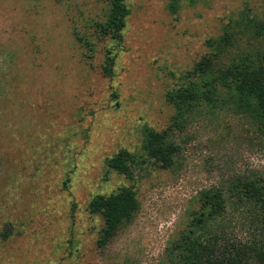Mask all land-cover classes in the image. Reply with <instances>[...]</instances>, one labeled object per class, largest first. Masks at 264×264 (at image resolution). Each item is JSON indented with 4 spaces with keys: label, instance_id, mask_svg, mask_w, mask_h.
I'll list each match as a JSON object with an SVG mask.
<instances>
[{
    "label": "rangeland",
    "instance_id": "374dc122",
    "mask_svg": "<svg viewBox=\"0 0 264 264\" xmlns=\"http://www.w3.org/2000/svg\"><path fill=\"white\" fill-rule=\"evenodd\" d=\"M126 4L117 42L95 33L109 0H0V231L12 229L0 264H173L168 247L201 191L235 178L264 181V124L225 99L172 127L166 97L226 26L235 39L223 60H255L264 40L248 22L261 17L263 0ZM107 50L111 76L102 71ZM145 126L171 128V166L143 153ZM120 149L136 156L129 176L107 166ZM122 186L135 190L139 209L98 246L103 220L88 203ZM226 219L237 240H264L249 209L227 207ZM245 264H264V255Z\"/></svg>",
    "mask_w": 264,
    "mask_h": 264
},
{
    "label": "trees",
    "instance_id": "16d2710c",
    "mask_svg": "<svg viewBox=\"0 0 264 264\" xmlns=\"http://www.w3.org/2000/svg\"><path fill=\"white\" fill-rule=\"evenodd\" d=\"M174 3H170L173 8ZM129 8L126 0H109L105 20L96 23V36L120 42ZM257 37L264 40V0L261 17L248 22ZM83 43L93 48V40L80 37ZM234 31L226 26L223 33L211 40L215 50L203 55L187 74V80L178 88L168 91L167 101L174 106L172 127L181 128L191 120L202 107L212 109L229 99L236 112L253 116L264 124V49L252 61L246 59L223 60L233 46ZM114 55L107 50L102 65L104 75L113 73ZM171 128L154 130L145 126L142 150L162 167L174 163L177 145L170 139ZM136 156L126 149H120L107 159V166L124 175H131V165ZM198 209L192 214L186 228L168 247L167 256L173 264H245L253 254L264 255L263 238L253 244L236 239L226 219L227 207H245L252 212V221L264 229V181L231 179L224 185L203 190L198 196ZM91 213L99 214L103 220L96 240L98 246H105L118 230L129 223L139 209L135 190L122 186L109 194H96L88 203ZM12 233L9 226L0 231V241ZM261 234H264L262 231ZM259 244H258V243Z\"/></svg>",
    "mask_w": 264,
    "mask_h": 264
}]
</instances>
